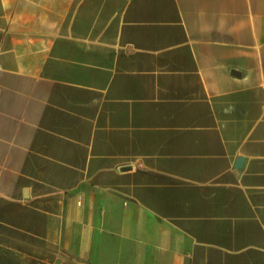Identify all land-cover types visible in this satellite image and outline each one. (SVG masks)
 Wrapping results in <instances>:
<instances>
[{"label":"crops","instance_id":"crops-1","mask_svg":"<svg viewBox=\"0 0 264 264\" xmlns=\"http://www.w3.org/2000/svg\"><path fill=\"white\" fill-rule=\"evenodd\" d=\"M262 83L264 0H0V264H264Z\"/></svg>","mask_w":264,"mask_h":264},{"label":"water","instance_id":"water-1","mask_svg":"<svg viewBox=\"0 0 264 264\" xmlns=\"http://www.w3.org/2000/svg\"><path fill=\"white\" fill-rule=\"evenodd\" d=\"M234 72H235V71H234ZM241 160H242L241 158H238V159H237V164L241 163Z\"/></svg>","mask_w":264,"mask_h":264},{"label":"rangeland","instance_id":"rangeland-1","mask_svg":"<svg viewBox=\"0 0 264 264\" xmlns=\"http://www.w3.org/2000/svg\"><path fill=\"white\" fill-rule=\"evenodd\" d=\"M129 259H130V257H128ZM129 259H128V261H129ZM128 263V262H127Z\"/></svg>","mask_w":264,"mask_h":264},{"label":"built area","instance_id":"built-area-1","mask_svg":"<svg viewBox=\"0 0 264 264\" xmlns=\"http://www.w3.org/2000/svg\"><path fill=\"white\" fill-rule=\"evenodd\" d=\"M262 84H264V83H262Z\"/></svg>","mask_w":264,"mask_h":264}]
</instances>
